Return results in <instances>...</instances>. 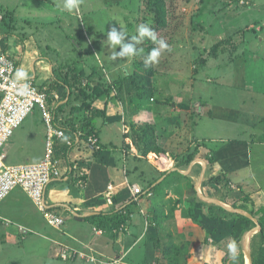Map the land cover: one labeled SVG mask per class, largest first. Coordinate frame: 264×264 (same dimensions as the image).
I'll list each match as a JSON object with an SVG mask.
<instances>
[{"label": "rangeland", "instance_id": "374dc122", "mask_svg": "<svg viewBox=\"0 0 264 264\" xmlns=\"http://www.w3.org/2000/svg\"><path fill=\"white\" fill-rule=\"evenodd\" d=\"M166 1L172 3V5L169 4L171 6L170 15H176V17L169 16L168 25L162 30H157L152 15L145 8V0H140L139 15L135 12L136 2L128 0H80L77 10L71 12L63 10L64 0H0V10L1 12L13 11L16 37L21 40L26 53L30 49H36V54L47 56L53 62L54 80H59L64 65L75 63L78 66L81 64L85 67H96L107 79L103 82V78H100L101 83H104L102 85L109 86L111 80L118 75L129 76L139 72L142 65H145V58L150 53L148 47L150 45L157 47L156 41L165 40L169 46L168 49L162 52L158 63L149 64L153 72L155 71L153 84L157 89L151 106L155 107L152 112L153 116L158 113L157 117H160V126L155 128L154 134L156 144L162 146L165 137L168 136L166 142L170 140L173 146H163L165 153L143 157L141 154L143 142L139 140L141 133L138 126L150 122L151 111L147 113L146 110H139L133 98H129L132 103L128 100L120 102L117 98V91L114 89H110V100L105 106L109 110L113 109L110 113H119L122 117L120 122L116 119L108 120L109 127L100 131V139L104 145H109L105 141L113 140V137L118 143L120 142L113 149L115 153L110 150V153L116 156H119V146L126 143L128 146L124 151L127 156L144 158L141 166L136 165V167H141L146 171L149 178L148 183L156 179H164L170 175V172L177 171L181 163H187V159L193 157L188 165L186 164L187 168L190 165L194 171L199 169L198 162H202L205 165V171L209 168L208 175L200 180L199 170H197L194 186L179 176H172L176 183L182 180L190 183V185L186 184L187 189H181L179 194L187 191L189 200L192 199L193 203L204 200L205 197H202L204 195L211 199L207 203L219 206L230 207L229 202L234 201L238 207L236 210L252 217L256 211L264 210V0H247L248 4L243 3L246 0ZM141 24H147L154 31L155 43L153 41L150 44L146 41L147 38H144L137 45L138 50L143 49L142 52L132 57L112 59L113 51H119V49H114L107 42V33L110 28L114 25L121 27L128 37H131L138 35L137 28ZM7 28L8 21L6 19L4 22L0 21V34L6 32ZM236 32H241V34L234 38L232 35ZM230 36L233 37L230 42L234 46L227 47L225 50L219 47L217 54L211 55L210 47L219 46L220 44H216L220 42L219 40H225ZM223 45L224 43L221 44ZM226 46L230 45L226 44ZM53 50H57L55 52L58 54H54ZM87 80L89 79L83 81V86L88 84L87 82H92ZM60 87L62 91L63 88ZM189 103H191V108ZM161 105H165V110L161 109L159 112ZM217 106L221 110L216 111L210 108ZM227 110L231 111L229 116L225 114ZM191 111L195 114L193 118H191L193 116ZM160 113H168L167 123L162 120L164 114L159 116ZM171 116L176 118L172 120ZM32 117L36 118L34 115ZM178 118L180 124L175 122ZM27 119L14 133L20 130L26 121L25 125H27L29 121ZM192 119L198 122L194 129L196 137L189 129L192 128ZM185 126L187 130L182 131ZM159 134L160 137L156 138ZM186 135L197 140L190 139L187 143L183 142L182 138L184 136L186 138ZM198 137L202 139L201 144L198 142ZM79 139L78 136H73L70 145L66 147L72 150L80 142ZM89 140L85 143L92 146L93 154H98L97 151L100 148L95 145L96 139L94 142H89ZM34 143L36 142L33 141L32 144ZM109 149L112 148L107 146L106 151ZM70 150L64 156L67 162L68 159L74 162L69 158ZM4 152L6 164L17 162L14 158L18 156L15 151L8 152L5 146L2 150V153ZM207 157L211 159L210 164ZM74 163L77 165L76 162ZM130 165L132 164L128 163V167ZM156 171L166 174H157ZM216 178L219 180L214 181L213 184L218 186L217 189L220 190L218 192L215 191L216 188L206 183ZM241 181L243 184L232 183ZM180 187L182 188V185ZM221 189L227 194V199L223 198L220 193ZM172 194L175 195V193ZM15 198L25 215L38 219L42 226L34 230L39 232L37 236L26 233L30 236L29 240H33L27 243L16 241L11 230L8 229V234H11L10 238L6 240V243H0V264H38V261L46 262V264H62L51 256L47 258L48 251L54 253V249L48 243L39 242L42 240L40 234L48 237L51 233L55 234V230L44 224L43 217L26 195L20 192V195H16ZM4 203L5 201L0 205V213L2 209H5ZM191 206L192 203L181 209V217H184L187 222L191 220L188 213ZM198 207L197 210L206 211L205 207L200 205ZM149 209L154 211V203ZM136 211L138 212V209ZM228 212L236 214L232 211ZM12 215L16 218L15 214ZM252 218L258 223V219ZM146 219L149 218L143 219L139 227L138 234L141 235V240L131 249L129 247L132 243L127 244L124 249L128 254L131 253L132 260L138 264L141 260L144 261L143 264H153V260L156 261L151 251H147L144 255L138 252L146 249L147 244L151 242L153 248L155 247L154 238L149 241V228H151L150 223H154V215L150 218L152 220ZM2 221L4 222L0 224L4 225L8 222L10 224L8 219H2ZM211 227L216 228V224ZM121 229L122 226L118 229L119 234L124 233ZM2 230L6 229L2 228ZM200 232H202L203 240L205 230ZM3 234L7 236L5 232ZM248 235L249 231L241 241L245 264H248L246 254H251L252 237L249 239ZM1 236L2 231L0 238ZM188 243L186 241V244ZM208 244L205 264L233 263V257L231 254L226 255L225 249L218 251L219 249L213 246L210 239H208ZM160 245L169 246L170 249L172 245L184 244L173 238L170 243L168 239H165ZM192 245L193 243H190V247ZM184 246L186 249L189 247V245ZM159 252L162 264H171L161 256L163 253L161 249ZM170 252L173 253V251ZM236 255H238L237 252ZM129 258L130 255L127 259ZM188 263L189 261H186L183 264ZM76 264L86 263L77 261Z\"/></svg>", "mask_w": 264, "mask_h": 264}, {"label": "crops", "instance_id": "0c3cea01", "mask_svg": "<svg viewBox=\"0 0 264 264\" xmlns=\"http://www.w3.org/2000/svg\"><path fill=\"white\" fill-rule=\"evenodd\" d=\"M63 10L65 9L63 8ZM5 19L8 21V30L0 34V54L13 62L14 66L16 67L15 78H29L34 80L35 84L38 81V87L47 88L49 90V94H56V97L58 98V100L55 101L58 102L56 104H64L68 100L69 94L66 95L65 100H60V97H63V91H61L60 85L58 86L59 90L56 89L55 84L58 82L62 85V83L59 80H54L55 75L53 73V62H51L47 56L36 54V49H30V51L26 53L25 50H23L24 46L21 43V40L16 37L17 31L15 29V21L13 20V11L6 10L5 12H1L0 10V21L4 22ZM53 51L54 54H58V52H55L57 50ZM18 71H23L26 73V76L24 78H19L17 76ZM189 106L191 108V103H189ZM210 108L216 109V111L221 110L219 106ZM35 109L30 115H28L27 118L29 121L27 125H25L27 122L26 121L24 123L25 126L23 125L20 130L13 133L12 137L5 144L8 152H10V150L11 153L15 151V153L18 155L17 157L13 156L17 159V162L12 164L9 163V166L33 163L36 164L44 158L46 131L41 119V113L38 109ZM35 111L37 112L35 113ZM229 112L231 111L227 110L225 114H228L227 116H229ZM191 113L194 115V111H191ZM216 113L217 112H215V114ZM222 114L223 112L221 111V115ZM33 115L36 116V118H33ZM192 121V128L189 129L192 130L194 137H196L194 129L198 122L194 121L193 119ZM39 122H41V124ZM108 127L109 125L103 127L102 130ZM185 130H187V126H185L182 131ZM194 137L191 138L190 135H186V138L184 136L182 140L184 139L183 142L186 143L190 141V139L197 140ZM167 138L168 137H166V139ZM30 139L36 143L32 144L33 141ZM112 139L116 143H112V140H106L105 142H111L113 145L120 143H118L114 137ZM166 139L164 140L163 144L167 147L173 146L170 140L166 142ZM198 140V142L201 144L202 139L198 137ZM168 143L169 145H167ZM5 146L3 147V150ZM127 146L128 145L125 143L122 144L121 147L125 149ZM91 147L92 146H88L85 142H79L74 148H72V150H70L69 158L77 163L78 169H68L65 170L66 172L62 171L61 177L58 179H52L46 188L44 194L47 201L46 203L48 204L46 211L55 214L62 219L63 223L61 227H53L44 217L43 213L40 212L38 208L32 203L41 214L40 216L43 217L44 224L55 230V234L51 233L48 237L46 235L40 234V238H42V240L39 242H43L45 244L48 243V245L54 249V253L48 251L47 258L51 256L56 260V257H59L63 252L69 255V250H72L77 253L74 255L76 256L74 260L63 262L57 259L56 261H59L62 264H76L77 261H81L86 264H99V261L120 258L121 264H138L136 261L132 260L131 253L128 254L127 251H124V249L126 248L127 244L132 243L129 247V249H131L138 241L141 240V235L138 233L142 220H145V218H149L146 220H152L150 218H152L155 213H160V215L162 214L160 216L161 221H156L154 217V223H150L151 228H149V241L158 235L159 226H161V229H171L174 234L173 237H178L175 238V241H179L181 244L185 245L189 244V258L187 260L189 261L188 264H191V262H193V264H205L206 252L209 247L206 246L202 240V232H200L201 230L194 224H191L186 220L184 221V219L181 217V209L186 206L188 207L192 203V199L189 200L187 191H182V193L179 194L181 189H187L186 182L184 180H182L181 184H179L178 181L177 183L176 181L171 182L169 184L170 187L164 189L165 196L162 198L157 197L155 199L154 191H152L150 187L147 188V185L150 182L148 183L147 181L149 178L147 177L146 171L141 167H136V165L141 166V162H143L144 158L140 157L138 159L137 156H134L135 158L132 156H127V153H125L124 150L119 153V156L110 153V149L109 151L103 150L101 153L93 154L94 150ZM3 155L6 156L5 152ZM128 163L132 165L128 167ZM198 164L199 177L201 180V178L208 175V167L210 166L206 164L208 166V170L206 169L205 171L204 163L198 162ZM65 167L67 166L65 165ZM191 167L192 166L189 165L188 168L186 167L183 171L178 169L177 171L173 172H177L179 175L187 177L192 171ZM156 172L158 174H166L159 171ZM188 179L190 182L194 181L195 175ZM162 180L163 178L156 179L155 182L153 181L154 184L152 187L160 183ZM232 183L243 184L242 181L239 183ZM181 185L182 188L180 187ZM140 189H144L142 192L143 196L141 195V198L140 196H137L136 199L132 198L135 195L134 193ZM20 192L26 195L21 189H14L0 203L1 205L5 201L3 204L5 209H2L0 213V223L4 222L2 219H8L10 221V224L9 222L5 223L4 225L0 224V232L2 231L0 243H6V240L10 238L9 236H11V234L13 238L19 243L33 241L29 240V235H39V232H35L34 230L38 229L39 226H42L40 221L36 218L26 216L24 210L19 206V203L15 198L16 195H20ZM146 192L149 193L144 195ZM172 193H175V195L173 196ZM204 197V200L206 199L204 202L206 203L211 200L208 198V196L204 195ZM181 200L183 201L180 202ZM176 201L179 202L175 203ZM212 201L217 203L219 202L217 200ZM153 203L154 211L149 209L150 205L153 206ZM211 204L216 205L214 203ZM128 205L132 207L127 208ZM124 209L131 211L130 214L126 215V211H124ZM137 209L138 212L136 211ZM157 209H159V212ZM170 212H172V218L167 220ZM111 213L117 214L119 216L122 215L128 218L126 226L125 224L121 225V232L124 233L119 234L118 230L116 232H107L99 229L98 217H108ZM12 214H15L16 218ZM164 217L167 218L164 219ZM11 225L14 227L12 226L10 228ZM127 227L128 231H126ZM2 228L6 230L3 231ZM8 229L11 230V234H8ZM176 229L179 232L178 234L183 236L181 239L179 235H176ZM4 232L7 234V236L3 234ZM26 233L29 235H26ZM161 233H165V231L163 230ZM160 238L164 241V237L160 236ZM186 241L189 243L186 244ZM190 243H193L192 247H190ZM147 251H151L153 259L154 257L156 259L155 262L153 260V264H162L160 252L158 249H156V246L153 248L152 242L147 244L146 249L144 248L138 252L141 255H144ZM79 253H82L86 257L94 258L96 263L87 262L84 258H78ZM218 254H220V252H218ZM129 255L130 258L127 259ZM197 255L199 257H197ZM143 263L144 261L141 260L140 264ZM179 263L183 264L182 262ZM38 264H46V262L38 261Z\"/></svg>", "mask_w": 264, "mask_h": 264}, {"label": "trees", "instance_id": "16d2710c", "mask_svg": "<svg viewBox=\"0 0 264 264\" xmlns=\"http://www.w3.org/2000/svg\"><path fill=\"white\" fill-rule=\"evenodd\" d=\"M128 1H135L136 2V8L135 12L136 15H139V8H140V0H128ZM145 8L149 14L152 15V18L154 19V22L156 23L157 30H162L166 25H168V17L169 16H175L176 15H170V8L172 3H167L166 0H145ZM250 2V1H249ZM244 4H248V1H244ZM245 6V5H244ZM247 6V5H246ZM200 15V12H199ZM198 15V16H199ZM249 31H251L249 29ZM241 34V32H236L232 36L235 38L237 35ZM230 36L226 38L225 40L221 39L219 40L220 44L219 46L215 45L210 47L211 48V55L215 56L218 52L219 47H223V50L227 49V47H233L234 44L230 42V40L233 39V37ZM150 44L153 43V40L148 39L146 40ZM155 43V41H154ZM224 43L223 46L221 44ZM226 44L230 46H226ZM153 46H149L148 50L151 51ZM73 66V67H71ZM62 69L63 73L59 79L61 81L62 85L60 83H56L55 87L56 89L58 86H62L63 88V97H60V100H65L66 95L69 94L68 100L62 104L58 105L55 102L52 97V95H49V90L46 88V93L48 94V98L46 99L48 110L51 113L52 117V124L54 128L63 129L66 136L63 140H57L56 141V148H59V151L62 155H65L69 153V148L66 146L67 140H71L73 136H78L80 138V142H87L90 138L96 139L95 145H97L100 149L97 151V153H101L103 150H107V146H110V149L113 153H115V145L112 143H116L112 140V143L110 142L109 145H104L100 139V131H102L103 127H106L109 125L110 119H116L117 122H120L121 115L110 113L113 109H108L106 103L110 100L109 98V91L110 89H114L117 91V98L120 102H125L126 100L129 101V103H132L130 99L133 98L135 101L137 107H139L143 110H146L147 113H150L151 111V120L148 124H141L138 126V130L141 133L140 141L143 144V151L141 152L142 156L145 157L148 154H161L165 153V149L163 146H165L162 143V146H159L155 142V128H158L160 126V117L158 116V113H156L153 116L154 108L151 106L152 99L154 100L156 97L157 89L155 88L153 84V76H155V71L153 72L150 65L147 67L145 65H142L139 72H136L131 75L127 76H116L111 80V83L108 84L109 86L104 87L102 84L103 82H106L107 79L102 75V73L99 72V70L94 66H87L84 65L78 66L75 63L67 66H63ZM97 78H95V76ZM103 78V82L101 83L100 78ZM86 79H89L87 81H92L91 83L87 82L88 84H85L83 86V81ZM106 80V81H105ZM109 81V80H108ZM125 90V91H124ZM51 99V100H50ZM58 100V99H57ZM59 100V101H60ZM153 102V101H152ZM165 105H161L159 108V112L164 109ZM110 108V106H109ZM211 112V110H210ZM117 113V112H116ZM162 117V120L166 122V118L169 116L168 113H160L159 116ZM114 115V116H112ZM195 115V114H194ZM194 115L191 117L193 118ZM176 117L171 116V119L174 120ZM168 119V118H167ZM177 124H180L179 118L175 121ZM100 123V124H99ZM167 123V122H166ZM46 135L47 136V127L45 122L43 121ZM186 125V124H185ZM183 126V125H182ZM160 134L156 136V138H159ZM163 137V135H161ZM168 137V136H167ZM75 138V137H74ZM166 138V137H165ZM46 142V140H45ZM73 142V140H72ZM122 146V145H121ZM119 146V153H121L123 150H125L123 147ZM166 147V146H165ZM56 154V156L60 155ZM115 155V154H114ZM212 157L214 159V155L212 153ZM193 159V157H189L187 159V163H181L179 166V170L183 171L187 165L188 162H190ZM211 160V159H210ZM210 160L207 157V161L210 164ZM187 164V165H186ZM198 169H195L194 171H191L188 178H190L193 175H196V171ZM158 174V173H157ZM179 176L181 179L187 180L190 182V180L187 177H183L179 175L177 172L170 173L169 176L165 177L160 183L154 185V182L156 180L151 181L147 188H151L152 191H154V198L157 197L162 198L164 197V189L170 187L169 184L174 181V177L172 176ZM220 177V176H219ZM221 179V178H220ZM219 180L218 178L214 180H210V182L206 181L208 185H210L213 188H216L215 191H220L217 185L213 184L214 181ZM195 181V180H194ZM194 181H191L190 183L194 186ZM182 181L179 182L181 184ZM190 183H186L187 185H190ZM218 181L216 182V184ZM205 184V183H203ZM213 184V185H211ZM223 196V198L227 199V194L222 191L220 192ZM222 198V199H223ZM198 200V198H196ZM156 202V201H155ZM179 201H176L177 203ZM200 203V204H197ZM193 203L189 210V216L191 217L190 223L194 224L196 227H198L201 231L205 230V236L203 238V242L206 246L209 247L208 239L211 240V243H213V246H216L217 249H225L226 255L231 254L228 249V244L230 241H234L236 243L237 247V253L238 255H235V258H233V263L231 264H245L244 262V254L242 252L241 247V241L243 236L250 230L256 229L257 224L254 223L251 219L239 215V214H231L230 212L222 209L221 207H218L213 204H207L206 202L202 200H198V202ZM198 205L201 207H205L206 211H199L197 210ZM229 205L232 209H238L236 206V203L234 201L229 202ZM194 206V207H193ZM132 206H127V208H130ZM173 210V209H172ZM171 210V211H172ZM126 211V215H129L131 211ZM159 212V209H157ZM108 217H98V226L100 230H104L107 232H116L121 225L126 226L127 223V217L125 216H119L117 214L111 213ZM162 215V214H161ZM160 213H155L154 217L156 221H161L160 219ZM252 215V214H251ZM172 212H170V215L167 217H164V219L167 218L171 219ZM252 217L258 219V225L260 226V231L252 236L251 240V264H264V210L260 209L253 213ZM185 221V218L182 217ZM95 219V218H92ZM162 224V223H161ZM160 224V225H161ZM216 224V228H212L211 225ZM229 228V229H228ZM215 229V231H214ZM161 230V231H160ZM165 231V233H161L162 231ZM176 229V233H177ZM175 233V232H174ZM179 233V232H178ZM180 239L183 237L180 234ZM173 231L171 229H161V226H159V232L158 235L154 238V246H156V249H161L163 252L161 256H163L164 260L166 262H169L171 264H178L179 262L185 263L188 258V248L186 249V246L184 245H172L170 246H160V243L163 241L161 237H164L165 239H168L169 243L173 238ZM189 245V244H188ZM211 246V245H210ZM227 248V249H226ZM170 251H173L170 252ZM232 256V254H231ZM76 256H72L66 260L61 259L60 257H56L57 259L68 262L75 259ZM227 259V257H224ZM56 259V260H57ZM78 259V258H77ZM175 260V262H173ZM226 264V263H225Z\"/></svg>", "mask_w": 264, "mask_h": 264}, {"label": "built area", "instance_id": "2783aa9c", "mask_svg": "<svg viewBox=\"0 0 264 264\" xmlns=\"http://www.w3.org/2000/svg\"><path fill=\"white\" fill-rule=\"evenodd\" d=\"M15 72L16 67L13 62L0 54V203L11 191L21 189L49 223L58 228L62 226V219L46 211L48 204L44 194L52 179L60 178L62 171L77 170L78 167L69 159L67 162L59 148H56V141L65 139L66 134L63 129L53 127L51 113L46 104V93L32 79L15 78ZM35 108L40 111L47 127L44 158L36 164L6 165L5 156L2 153L3 147ZM89 142L94 140L90 139ZM66 145H70V140H67ZM59 153L60 155L56 156ZM76 254L69 250V255L63 252L59 257L66 260ZM78 256L87 262L96 263L94 258L86 257L82 253ZM98 263L121 264V260L106 259Z\"/></svg>", "mask_w": 264, "mask_h": 264}, {"label": "clouds", "instance_id": "9594fccd", "mask_svg": "<svg viewBox=\"0 0 264 264\" xmlns=\"http://www.w3.org/2000/svg\"><path fill=\"white\" fill-rule=\"evenodd\" d=\"M79 3H80V0H64L63 8L65 10L71 12V11L78 8ZM137 33H138V35H133L131 37H128L126 31L123 28L117 27L115 25L112 26L107 33V42H109L110 46L113 47L114 49L118 48L119 51L114 50L111 58L116 59L117 57H132V56L137 55L138 52H142L143 49L138 50L137 45L139 43H141L144 38H148V39H151L153 41H156V35H155L154 31L147 24L139 25L137 28ZM156 43L158 46L153 48L150 51V53L147 55V57L145 58V66H148L149 64L158 63L162 52L167 50L169 47L168 44L163 39L156 41ZM97 55H99V54H97ZM17 76L19 78H24L26 76V73H24L23 71H18ZM39 88L41 90H44V92L46 93V88H44V87H39ZM46 95L48 98L47 93H46ZM49 95H52L53 96L52 98L57 101L58 98L56 97V94L52 93ZM46 104H47V102H46ZM5 161H6V158H5ZM143 191H144V189L143 190L140 189V190L136 191L134 193L135 195L132 198L136 199L137 196L138 197L140 196V198H141ZM148 193L149 192H146L144 195H147ZM202 197L204 198V196H202ZM203 201H205V200H203ZM228 249H229V252L232 254V257L235 258V255L237 252V247H236V243L234 241L229 242ZM113 259H116V258H113Z\"/></svg>", "mask_w": 264, "mask_h": 264}, {"label": "water", "instance_id": "95a60500", "mask_svg": "<svg viewBox=\"0 0 264 264\" xmlns=\"http://www.w3.org/2000/svg\"><path fill=\"white\" fill-rule=\"evenodd\" d=\"M219 206V205H218ZM220 207H222L223 209H225L226 211H232V212H234V213H236V214H239V215H242V216H245V217H247V218H249V219H251L254 223H256L257 224V228L256 229H253V230H250L249 231V239L253 236V235H255V234H257L259 231H260V226L258 225V223L251 217V216H249L248 214H246V213H243V212H241V211H239V210H236V209H232L231 207H229V206H220ZM247 234V233H246ZM250 252V251H249ZM247 255V259H248V261H247V263L248 264H251V254L249 255V254H246Z\"/></svg>", "mask_w": 264, "mask_h": 264}]
</instances>
